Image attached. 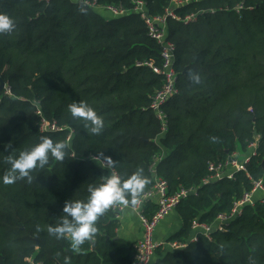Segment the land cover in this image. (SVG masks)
<instances>
[{
  "label": "trees",
  "instance_id": "trees-1",
  "mask_svg": "<svg viewBox=\"0 0 264 264\" xmlns=\"http://www.w3.org/2000/svg\"><path fill=\"white\" fill-rule=\"evenodd\" d=\"M88 1L128 15L71 0H0V14L15 24L0 35V264H64L66 257L71 264L137 263L136 245L119 237L120 219L111 208L97 221L94 241L77 249L48 231L60 224L66 202H86L89 187L109 174L90 159L99 153L116 162L124 179L143 169L150 183L141 197L154 187L155 175L171 195L197 190L177 208L182 228L167 243L190 241L194 221L213 225L255 182L264 183V0H197L175 11L181 20L195 14L197 21L168 22L179 94L164 108L165 136L163 121L151 110L164 87V77L154 71L162 67L161 47L134 12L139 0ZM142 1L150 17H160L174 0ZM190 73L201 83L194 84ZM74 102L103 119L99 135L72 118ZM38 111L63 131L42 133ZM44 136L66 145L65 159L49 157L30 178L4 184L7 157H18ZM256 142L244 171L203 184L211 164L247 154ZM157 210L155 201L144 203L148 218ZM199 238L181 251L160 246L155 264H264V204L244 206L226 232Z\"/></svg>",
  "mask_w": 264,
  "mask_h": 264
},
{
  "label": "built area",
  "instance_id": "built-area-1",
  "mask_svg": "<svg viewBox=\"0 0 264 264\" xmlns=\"http://www.w3.org/2000/svg\"><path fill=\"white\" fill-rule=\"evenodd\" d=\"M48 4L52 0H45ZM75 3H80L90 8H95L103 12H107L115 17L128 15V11L122 9H115L113 7H100L97 5V1L90 2L88 0H71ZM197 0H181L173 1V8L166 11L164 16L160 17H150L148 15L146 4L142 0L135 3L134 12L138 13L141 18L145 21L149 36L161 47L162 56V67L155 68L154 71L158 75L164 77V87L156 94L153 98L151 104V110L163 121V136L169 132L167 117L164 112V108L174 99L175 96L179 94L178 88V73L176 71V45L173 41L169 39V25L170 19L182 21L184 25H189L197 21V15L193 14L185 19H179L175 11L179 8H184L192 2ZM103 9V10H102ZM243 5L237 6V11H241ZM38 115L42 118L40 130L44 134H57L62 132L63 129L56 124H51L45 118L42 117V113L38 111ZM73 140V133H71L67 142L70 143ZM257 142L251 144L249 147V152L241 157L239 152L233 154L229 161L225 164H211L209 167L212 175L204 180L203 184H209L211 182L220 181L224 178L233 179L234 174L240 171H244L246 164H248L253 156L256 155ZM93 161V160H92ZM161 159L158 160L160 162ZM94 162V161H93ZM95 163V162H94ZM105 169V168H104ZM107 170V169H105ZM155 170V168H154ZM109 171V170H108ZM113 171H115L113 169ZM156 171V170H155ZM116 172V171H115ZM117 173V172H116ZM118 174V173H117ZM119 175V174H118ZM197 190L193 189L190 191H182L176 195H171L169 193L168 184L155 175L154 187L141 197L142 203L133 210L136 212L140 218V222L143 228L142 239L136 244L137 250V263L136 264H153L154 257L157 253L158 248L161 246L155 240L156 230L161 223V221L170 215L173 211L177 210L181 201L187 198L189 195L196 194ZM257 194H261L263 197L257 198ZM147 201H155L158 207L156 214L153 218H148L143 211L144 203ZM260 201L264 204V183L263 181H257L254 183L252 191L244 196V198L235 203L232 212L229 215H221L217 218L213 225L200 224L197 221L193 223V237L190 241L185 242H172L166 243L165 248L169 251H181L187 249L191 244H196L199 242L200 235L211 239V235L216 231L226 232V226L236 221L243 213V208L246 205H254L256 202ZM112 211L120 219L122 214L126 209L122 207H113ZM131 209V208H128Z\"/></svg>",
  "mask_w": 264,
  "mask_h": 264
},
{
  "label": "clouds",
  "instance_id": "clouds-1",
  "mask_svg": "<svg viewBox=\"0 0 264 264\" xmlns=\"http://www.w3.org/2000/svg\"><path fill=\"white\" fill-rule=\"evenodd\" d=\"M14 30V21L9 16L0 14V35L10 34ZM189 77L194 84L201 83L198 74L190 73ZM69 112L74 120L84 122V127L90 134L99 135L102 132L103 119L86 103H72L69 106ZM65 149L66 145L63 142H54L47 136L41 137L40 142L30 150L20 152L18 157H7L11 167L10 171L2 177V182L12 184L18 178H30L32 170L43 169L48 165L49 157L56 161H63L66 156ZM90 159L101 168L109 170V174L98 186L89 187L86 202H66L60 224L48 229L49 233L57 239H67L72 249H77L86 242L94 241L98 232L97 221L110 208L122 207L135 210L142 203L140 197L146 185L150 183L142 168H138L134 174L124 179L113 171L116 162L110 157L99 153L98 156ZM64 264H71L70 259L66 257Z\"/></svg>",
  "mask_w": 264,
  "mask_h": 264
},
{
  "label": "crops",
  "instance_id": "crops-1",
  "mask_svg": "<svg viewBox=\"0 0 264 264\" xmlns=\"http://www.w3.org/2000/svg\"><path fill=\"white\" fill-rule=\"evenodd\" d=\"M261 197H263L261 194H257V198ZM181 228L182 220L177 213V210H175L170 215L165 217L159 224L155 233L156 242L161 246L166 245L167 241L172 236L178 234L181 231ZM118 235L121 239L132 245H136L142 239L143 228L140 218L138 214L132 209H126L122 214L120 218V229L118 231ZM165 251L168 252L169 250L166 249ZM157 260L158 256L156 254L153 264H155Z\"/></svg>",
  "mask_w": 264,
  "mask_h": 264
},
{
  "label": "water",
  "instance_id": "water-1",
  "mask_svg": "<svg viewBox=\"0 0 264 264\" xmlns=\"http://www.w3.org/2000/svg\"><path fill=\"white\" fill-rule=\"evenodd\" d=\"M4 88H5V84L4 83H1L0 91H2Z\"/></svg>",
  "mask_w": 264,
  "mask_h": 264
},
{
  "label": "rangeland",
  "instance_id": "rangeland-1",
  "mask_svg": "<svg viewBox=\"0 0 264 264\" xmlns=\"http://www.w3.org/2000/svg\"><path fill=\"white\" fill-rule=\"evenodd\" d=\"M107 15H109V14H107ZM245 154H246V153H242V154H241V155H242V157H244V156H245Z\"/></svg>",
  "mask_w": 264,
  "mask_h": 264
}]
</instances>
